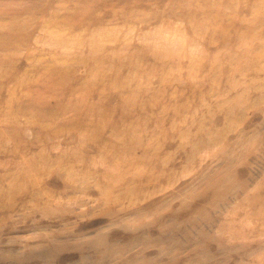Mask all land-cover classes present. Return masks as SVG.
I'll return each instance as SVG.
<instances>
[{
	"label": "rangeland",
	"instance_id": "1",
	"mask_svg": "<svg viewBox=\"0 0 264 264\" xmlns=\"http://www.w3.org/2000/svg\"><path fill=\"white\" fill-rule=\"evenodd\" d=\"M0 264H264V0H0Z\"/></svg>",
	"mask_w": 264,
	"mask_h": 264
}]
</instances>
